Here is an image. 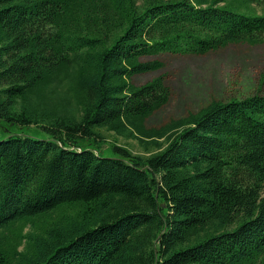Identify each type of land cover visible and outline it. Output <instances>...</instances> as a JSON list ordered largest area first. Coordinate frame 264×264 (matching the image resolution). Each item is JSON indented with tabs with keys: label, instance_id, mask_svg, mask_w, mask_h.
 <instances>
[{
	"label": "trees",
	"instance_id": "1",
	"mask_svg": "<svg viewBox=\"0 0 264 264\" xmlns=\"http://www.w3.org/2000/svg\"><path fill=\"white\" fill-rule=\"evenodd\" d=\"M232 44L264 0H0V264H264V94L148 128L172 91L133 83Z\"/></svg>",
	"mask_w": 264,
	"mask_h": 264
},
{
	"label": "rangeland",
	"instance_id": "2",
	"mask_svg": "<svg viewBox=\"0 0 264 264\" xmlns=\"http://www.w3.org/2000/svg\"><path fill=\"white\" fill-rule=\"evenodd\" d=\"M145 59L160 60L165 67L157 72L137 75L133 78V83L142 85L164 74L166 84L172 91L168 104L147 120L148 128L159 127L172 119L182 118L189 112H198L212 100L227 101L255 93L264 94V82L260 81L264 72V44H232L205 56L162 53ZM56 90L58 99L71 92L66 84ZM49 97L56 100L53 95ZM101 132L109 143L127 147L135 154H147L135 139H126L105 129Z\"/></svg>",
	"mask_w": 264,
	"mask_h": 264
}]
</instances>
